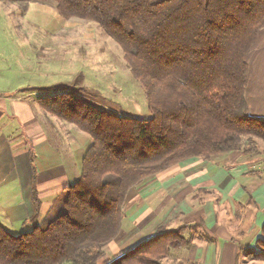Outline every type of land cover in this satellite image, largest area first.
Wrapping results in <instances>:
<instances>
[{"label":"trees","instance_id":"1","mask_svg":"<svg viewBox=\"0 0 264 264\" xmlns=\"http://www.w3.org/2000/svg\"><path fill=\"white\" fill-rule=\"evenodd\" d=\"M21 6L54 2L66 20L99 25L123 50L144 86L150 119L118 115L76 97L85 87L35 89L49 115L93 141L81 178L39 224L36 191L31 232L0 224V264H99L123 230L131 189L176 164L246 150L264 143V120L246 99L249 58L264 30V0H0ZM23 13V14H26ZM250 146V149H247ZM248 150V151H247ZM187 244L183 229L137 245L116 264H162ZM254 261L264 263V227Z\"/></svg>","mask_w":264,"mask_h":264},{"label":"crops","instance_id":"2","mask_svg":"<svg viewBox=\"0 0 264 264\" xmlns=\"http://www.w3.org/2000/svg\"><path fill=\"white\" fill-rule=\"evenodd\" d=\"M260 37L245 94L251 115L264 120V30ZM4 72L11 78H0V224L23 234L34 226V191L41 202L35 222L42 224L81 178L93 141L40 107L46 92L35 89L48 87L20 86L18 65L1 68L0 76ZM244 151L173 165L131 189L123 230L99 264H116L137 245L180 228L187 244L163 264H259L249 253L256 252L264 227V151Z\"/></svg>","mask_w":264,"mask_h":264},{"label":"rangeland","instance_id":"3","mask_svg":"<svg viewBox=\"0 0 264 264\" xmlns=\"http://www.w3.org/2000/svg\"><path fill=\"white\" fill-rule=\"evenodd\" d=\"M12 5L0 2V69L18 65L20 86L51 89L78 84L99 100L76 95L89 104H102V109L131 118H152L144 86L133 76L121 47L99 25L64 19L54 2L34 3L28 13ZM258 40L257 47L262 43L261 37ZM0 78L11 75L4 72ZM256 146L263 156L264 143L256 142ZM32 230L31 226L24 233Z\"/></svg>","mask_w":264,"mask_h":264}]
</instances>
